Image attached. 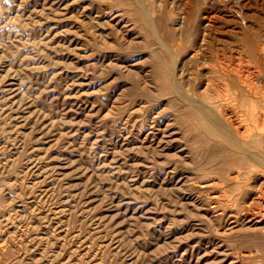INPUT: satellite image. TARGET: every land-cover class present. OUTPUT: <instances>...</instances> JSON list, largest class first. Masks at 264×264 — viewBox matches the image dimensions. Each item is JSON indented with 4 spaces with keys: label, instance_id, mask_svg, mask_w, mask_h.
<instances>
[{
    "label": "rangeland",
    "instance_id": "1",
    "mask_svg": "<svg viewBox=\"0 0 264 264\" xmlns=\"http://www.w3.org/2000/svg\"><path fill=\"white\" fill-rule=\"evenodd\" d=\"M263 52L264 0H0V264H264Z\"/></svg>",
    "mask_w": 264,
    "mask_h": 264
},
{
    "label": "bare ground",
    "instance_id": "2",
    "mask_svg": "<svg viewBox=\"0 0 264 264\" xmlns=\"http://www.w3.org/2000/svg\"><path fill=\"white\" fill-rule=\"evenodd\" d=\"M154 24V23H153ZM160 39V38H159ZM162 39H160V41H161ZM179 40V39H178ZM254 42L255 43H257L256 42V40H254ZM165 43V42H164ZM163 43V44H164ZM162 44V43H161ZM258 44H259V42H258ZM177 45V44H176ZM165 48V47H164ZM167 49V48H166ZM183 49V48H182ZM254 50V49H253ZM263 50V49H262ZM261 50V51H262ZM162 51V50H161ZM167 51V50H166ZM244 51V50H243ZM163 52V51H162ZM169 52V51H168ZM227 52V51H226ZM164 53V52H163ZM264 53V52H263ZM262 53V54H263ZM259 54V53H258ZM169 55H170V53H169ZM219 55V54H218ZM230 56V55H229ZM264 56V55H263ZM221 58V57H220ZM234 58V57H233ZM220 60H222V59H220ZM232 61V60H231ZM223 62V61H222ZM234 62V61H233ZM217 64V63H216ZM229 66V65H228ZM238 66V65H237ZM240 66V65H239ZM220 67V66H219ZM234 66H232V68L231 69H229L228 70V72H227V74H226V78H224V79H226L229 83L231 82L232 84H233V86H234V88L237 90V93H235V96H232V99H236V96L237 95H248V96H253V97H255V98H257V99H260V100H264V89L262 88V86L264 87V73H262V74H259V75H257L256 74V76H254L253 78H252V76H249V75H242V74H240L238 71H237V69L236 68H233ZM223 69H225L224 67H222V70ZM248 69V68H247ZM246 69V70H247ZM256 72V71H255ZM261 72V71H260ZM247 73V72H246ZM257 73V72H256ZM214 74H215V72H214ZM218 76H219V73H218ZM220 76H221V73H220ZM175 79L173 78V81H174ZM208 80V79H207ZM225 80V81H226ZM213 81V80H212ZM175 82V81H174ZM174 84V83H173ZM194 84V83H193ZM206 85V84H205ZM194 86V85H193ZM231 86V85H230ZM232 86V87H233ZM173 88L175 87V84L172 86ZM220 87H223V86H220ZM176 89V88H175ZM175 89L173 90L174 91V93H175ZM233 91H234V89H233ZM245 91V93H243ZM204 92V91H203ZM236 92V91H235ZM180 95V94H178L177 92L175 93V95ZM192 94V93H191ZM223 94V93H222ZM233 95V94H232ZM187 96H189L190 97V95H187ZM230 96V95H229ZM228 96V97H229ZM191 97H193V96H191ZM182 98V97H181ZM180 98V99H181ZM196 99V98H195ZM198 99V98H197ZM200 100V99H199ZM183 101V100H182ZM214 101V100H213ZM219 101V100H218ZM202 102V101H201ZM187 103H190V102H187ZM194 103V102H193ZM203 103H205L204 101H203ZM219 103V102H218ZM208 104V103H207ZM220 104V103H219ZM194 105V104H193ZM199 105V104H198ZM224 105V104H223ZM234 105V104H233ZM238 105V104H237ZM195 106H197V105H195ZM201 106V105H200ZM199 106V107H200ZM214 106V105H213ZM198 107V106H197ZM214 108H216V107H214ZM213 108V109H214ZM218 108H219V116L221 117V119L223 120V125L226 127V129L229 131V133L231 134H229L231 137L233 136L234 138L233 139H235V142H233V144H232V142H230L232 145H236L237 143L239 144V145H241V144H247V143H249V142H251L252 140H253V142H255V143H258V142H256L257 140L256 139H254L255 137V135L253 134V133H250L249 132V127H250V125H252L251 124V121H252V118L251 119H248V117L249 116H247V115H249V114H247V113H245V110L244 109H242V107L240 106V107H237V106H233V108H231V109H229V110H227V109H222L220 106H218ZM230 108V107H229ZM253 108V107H252ZM200 109V108H199ZM206 110V109H205ZM208 112V111H207ZM215 113V112H214ZM247 114V115H246ZM244 115L245 116H247L246 118L244 117ZM217 116V115H216ZM214 117V119H216V117L215 116H213ZM213 117H212V119H213ZM213 119V120H214ZM209 121V125L211 126L210 127V132H212V134H215L216 136H219V137H221V135H222V132H223V129H222V127H220L219 125H221V124H217L215 121ZM258 125V124H257ZM254 126V125H253ZM255 126H256V124H255ZM258 127V126H257ZM225 129V131H227ZM258 130V129H257ZM259 131V134H261L260 132V130H258ZM262 131L264 132V130L262 129ZM224 133V132H223ZM263 134V133H262ZM228 135V136H229ZM229 136V137H230ZM260 136V138L257 136L256 138H258V139H261V140H263V142H264V135H259ZM226 140H228V138H227V136H226ZM229 140H231L230 138H229ZM242 142H241V141ZM234 141V140H233ZM239 145H238V148H239ZM243 148V147H242ZM240 149V148H239ZM263 150V149H262ZM244 151H246V150H244ZM243 151V152H244ZM258 162V161H257ZM261 164V163H260ZM235 174H236V172H235ZM232 175V174H231ZM252 177V176H251ZM209 182V181H208ZM207 182V183H208ZM207 185H209V184H207ZM205 186V185H204ZM257 195H258V197H264V181H262V184L259 186V188H258V190H257ZM214 198V197H213ZM221 199V198H220ZM262 199V198H261ZM256 203V202H255ZM238 204V203H237ZM246 205V204H245ZM256 205V204H255ZM261 206H263V205H261ZM248 209V208H247ZM250 210V209H249ZM251 210H252V208H251ZM262 210V209H261ZM238 211V210H237ZM254 211V210H253ZM258 211V210H257ZM255 213V212H254ZM256 214H259V213H256ZM221 217V216H220ZM260 217V218H259ZM259 217H257V219H255L256 221V223L258 222V223H262V222H264V220H261L262 218H264V215H262V214H260L259 215Z\"/></svg>",
    "mask_w": 264,
    "mask_h": 264
}]
</instances>
